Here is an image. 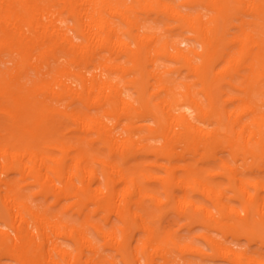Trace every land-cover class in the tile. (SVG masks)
<instances>
[{"label":"bare ground","instance_id":"bare-ground-1","mask_svg":"<svg viewBox=\"0 0 264 264\" xmlns=\"http://www.w3.org/2000/svg\"><path fill=\"white\" fill-rule=\"evenodd\" d=\"M168 211L264 264V0H0V264L207 255Z\"/></svg>","mask_w":264,"mask_h":264},{"label":"rangeland","instance_id":"rangeland-1","mask_svg":"<svg viewBox=\"0 0 264 264\" xmlns=\"http://www.w3.org/2000/svg\"><path fill=\"white\" fill-rule=\"evenodd\" d=\"M177 1V0H174ZM154 26L158 27V30L160 33H162L163 37L169 36L171 34H178L181 33L185 36L191 37V32L187 31L186 29H180L176 27V23H169V28L165 27L166 23H152ZM233 29L231 32H234ZM128 37V36H127ZM189 43L199 49V44L195 41V39L189 40ZM185 45L182 44V47ZM184 74V72H183ZM131 91V90H130ZM223 180V182L227 183L226 179L223 177H219ZM225 183V184H226ZM35 187L28 188V191H34ZM228 195H230L232 192L227 190L226 192ZM237 206H239L238 202H235ZM159 221L162 223L163 226L167 227L170 236H177L180 241H193V244L197 247H200L205 251L207 255L205 256H199L197 254L193 253H184V258L186 260L191 261L193 264H227L222 258L218 257L214 250L211 249L206 241L198 237L200 234L206 232V228L199 224L194 223L193 225L189 226L187 224V220L179 215H177L174 211H168L166 214L161 216ZM159 222V223H160ZM209 234L217 239L221 238V234L216 231H209ZM136 238L141 237V233L135 234ZM194 237V238H193ZM226 245L232 246L234 248L238 249H245L248 251V253L253 256L257 261H264V236H258L257 238H254L252 241H249L248 239L241 238L236 242H231V238H229L228 241L225 242ZM105 254L107 257L112 258L117 262V264H123V262L120 260V257L116 255L112 251H105Z\"/></svg>","mask_w":264,"mask_h":264}]
</instances>
